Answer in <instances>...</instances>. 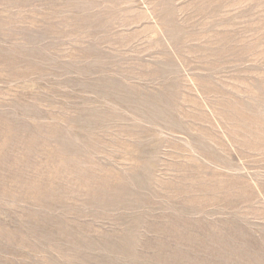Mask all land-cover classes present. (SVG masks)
<instances>
[{
	"label": "rangeland",
	"instance_id": "1",
	"mask_svg": "<svg viewBox=\"0 0 264 264\" xmlns=\"http://www.w3.org/2000/svg\"><path fill=\"white\" fill-rule=\"evenodd\" d=\"M0 264H264V0H0Z\"/></svg>",
	"mask_w": 264,
	"mask_h": 264
}]
</instances>
